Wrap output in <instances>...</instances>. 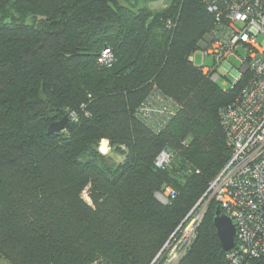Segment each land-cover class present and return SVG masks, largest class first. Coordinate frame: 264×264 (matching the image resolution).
I'll use <instances>...</instances> for the list:
<instances>
[{"label":"trees","instance_id":"16d2710c","mask_svg":"<svg viewBox=\"0 0 264 264\" xmlns=\"http://www.w3.org/2000/svg\"><path fill=\"white\" fill-rule=\"evenodd\" d=\"M156 1L0 0V257L9 264H165L208 199L231 156L219 110L238 86L225 90L190 59L214 23L204 1L154 10ZM107 46L114 60L101 65ZM155 86L178 104L161 131L137 115ZM64 116L66 127L48 134ZM104 138L121 161L100 151ZM164 150L174 155L159 167ZM217 206L209 200L176 264H231Z\"/></svg>","mask_w":264,"mask_h":264},{"label":"built area","instance_id":"2783aa9c","mask_svg":"<svg viewBox=\"0 0 264 264\" xmlns=\"http://www.w3.org/2000/svg\"><path fill=\"white\" fill-rule=\"evenodd\" d=\"M203 1L214 23L199 47L203 59L211 56L213 64L207 66L203 61L197 66L222 87L229 80L225 90L238 86L231 102L219 110L231 156L206 195L210 194L236 225L235 245L226 251L230 263L264 261V0ZM190 59L194 62L192 56ZM113 60L111 48L104 47L98 62L109 65ZM222 76L227 80L219 83ZM177 110L176 101L155 86L137 108V115L154 131H161ZM173 155L164 150L156 164L163 167ZM171 193L173 190L167 188L165 193H158V198L166 203ZM199 222L188 228L192 238L182 243L184 237L180 240L182 255Z\"/></svg>","mask_w":264,"mask_h":264},{"label":"rangeland","instance_id":"374dc122","mask_svg":"<svg viewBox=\"0 0 264 264\" xmlns=\"http://www.w3.org/2000/svg\"><path fill=\"white\" fill-rule=\"evenodd\" d=\"M166 2L167 0H157L156 2L154 3H151V7L152 9L154 10H158V9H161L163 7L166 6ZM192 57L194 59V63L196 65H201L202 62L204 61L205 62V65L207 66H211L213 64V59L211 56H207L205 59H203V50L201 47H199L193 54H192ZM232 62H235V60L232 58L231 59ZM224 80H227L225 77H221L218 82L221 83L223 82ZM228 83L227 85H225L226 87H229L230 86V81L227 80ZM223 86V87H225ZM101 145V143H100ZM110 147V152H109V156L111 158H113V160L115 161H121L123 159V156H121L120 154L114 152L112 149H111V145L109 143L108 145ZM100 149V148H99ZM161 197V196H160ZM162 198V197H161ZM213 199V198H212ZM209 200H211L210 198V194H208V199H206L203 203L200 204V206L198 207L197 210H194L192 212V215L188 221V223L184 226V228L182 229V232H181V235L179 236V239L178 237L172 242H170L168 244V247H167V260L165 262V264H176V262L179 260V258L181 257L182 255V252H183V247L182 248H179L180 247V240H181V243L183 242V240L185 239H190V237L192 238V233L190 234V236H188V228L193 225L195 226L199 221H201L203 215H204V212L206 211L207 209V205H208V202ZM0 264H9L7 260H5L4 258L0 257ZM247 264H250V263H247Z\"/></svg>","mask_w":264,"mask_h":264},{"label":"water","instance_id":"95a60500","mask_svg":"<svg viewBox=\"0 0 264 264\" xmlns=\"http://www.w3.org/2000/svg\"><path fill=\"white\" fill-rule=\"evenodd\" d=\"M68 123V116L52 122L48 127V134H53L63 130ZM214 225L225 251L234 247L237 235L236 225L233 219L224 213L222 208L218 205L214 213Z\"/></svg>","mask_w":264,"mask_h":264},{"label":"clouds","instance_id":"9594fccd","mask_svg":"<svg viewBox=\"0 0 264 264\" xmlns=\"http://www.w3.org/2000/svg\"><path fill=\"white\" fill-rule=\"evenodd\" d=\"M108 145H109V141L106 138L102 139L101 145H100V151L104 153L105 155L109 154L110 152Z\"/></svg>","mask_w":264,"mask_h":264}]
</instances>
